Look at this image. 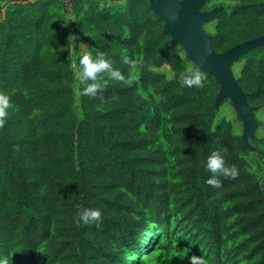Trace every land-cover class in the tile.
Wrapping results in <instances>:
<instances>
[{
  "label": "trees",
  "instance_id": "obj_1",
  "mask_svg": "<svg viewBox=\"0 0 264 264\" xmlns=\"http://www.w3.org/2000/svg\"><path fill=\"white\" fill-rule=\"evenodd\" d=\"M45 1L9 0L0 14V111L6 110L3 101L19 107L23 117L34 108L45 113L41 134L22 135L21 122L12 118L0 127V248L15 246L22 254L41 240L46 242L45 258L53 263L109 264L115 257L113 243L133 234L136 222L123 215L130 203L122 195L101 199L119 189L139 195L145 188L143 180L151 177L154 163L148 132H154L158 122L150 120V105L161 97L171 110V131L177 139L174 154L189 217L209 242L212 264H220V244L227 232L212 203L214 191L225 194L237 231L247 236V244L259 254L258 264H264V191L238 155L243 143L237 142L229 124L212 125L219 90L214 78L194 65L188 69L185 60L173 54L169 36L162 31L151 33V23L142 35L146 0H125L128 11L110 13L87 0L91 21L99 28L92 40L111 62L110 66L93 65L103 86L99 96L109 101L110 109L101 120L87 113L75 137L53 110V86L64 72L51 73L50 68L62 57V38L45 34ZM228 1L237 5L229 14L219 12L214 18L216 33L208 34L216 52L264 36V0ZM141 35L145 37L138 63L141 84L151 85L156 99L139 96L128 84L123 66L122 51L133 54ZM240 60L244 64L237 82L248 104L259 107L264 104V46ZM165 65L172 71L169 80L155 70ZM26 88L31 99L24 94ZM258 143L264 145V138ZM217 150L228 166L238 170L235 179L221 177L219 189L206 183L212 174L205 167ZM96 209L102 213L99 222L81 219L83 213ZM224 254L230 260L226 250Z\"/></svg>",
  "mask_w": 264,
  "mask_h": 264
},
{
  "label": "rangeland",
  "instance_id": "obj_2",
  "mask_svg": "<svg viewBox=\"0 0 264 264\" xmlns=\"http://www.w3.org/2000/svg\"><path fill=\"white\" fill-rule=\"evenodd\" d=\"M92 1L104 13L116 9L128 11L130 7L125 0ZM146 3L147 6L143 9L144 19L140 20L143 26L142 35L146 33L151 23L153 28L151 33L155 36L162 31L163 23L149 9L147 0ZM236 5L237 3L228 0H209L205 10L222 7V11L229 14ZM44 6L48 13V20L44 26L45 34H59L62 38L60 46L62 57L50 68L51 73L64 72L53 86V110L57 112L62 126L71 129L76 137L78 126L87 113L96 114L97 119L101 120L110 109L109 101L102 100L99 96L103 86L101 76L93 70V65L97 63H89L87 59L89 56L101 55L92 40L94 35L99 34V28L91 21L92 14L88 9L87 0H77L72 12H67L60 0H46ZM73 12L77 14L75 18ZM216 23V20H212L205 24L204 31L214 35ZM261 24L264 26V16L261 17ZM142 35L133 54L127 49L122 51L123 66L129 76L128 84L136 90V93L146 100L156 99L154 88L151 85L143 87L141 84L143 74L138 68V63L142 58L141 52L145 40ZM122 38L125 42L126 29ZM172 52L185 60L188 69H192L193 64L188 60L183 48L178 45L172 46ZM243 64L244 60L239 59L231 67L236 79L240 78ZM155 70L163 73L167 80L172 78V71L167 65ZM93 75L96 76V80L88 79ZM198 78L203 79V75L199 74ZM91 84L99 85L94 95L85 91ZM24 94L31 99L28 88L24 90ZM1 103L6 108V118L21 122L18 128L22 135L43 132L44 112L34 108L29 116L23 117L19 107L3 101ZM253 108L257 128L249 143L254 150L243 146L242 122L229 100H223L216 109L212 125L215 126L220 121L229 124L231 133L237 142L242 144V148L238 149V155L264 191V145L258 143V140L264 138V104ZM154 118L158 121L156 129L152 133L148 132L149 154L154 159V163L151 177L143 180L145 188L139 195L119 189L115 194H104L101 199L113 200L115 196L122 195L123 199L130 203L129 211H123V215L136 222L133 234L121 236L113 243L115 257L109 261V264H212L209 242L198 233L193 226V220L189 217L190 209L186 205L184 187L178 175V161L174 154L177 139L171 131V110L165 99L151 103L150 120ZM212 203L217 216L227 228L220 244V264H258L259 254L247 244V236L237 231L234 224L236 216L225 194L214 191ZM118 216L114 214V217ZM45 246V241L37 240L27 252L22 254L15 246H4L0 248V262L56 264L45 258ZM224 250L229 253L230 260H227Z\"/></svg>",
  "mask_w": 264,
  "mask_h": 264
},
{
  "label": "water",
  "instance_id": "obj_3",
  "mask_svg": "<svg viewBox=\"0 0 264 264\" xmlns=\"http://www.w3.org/2000/svg\"><path fill=\"white\" fill-rule=\"evenodd\" d=\"M124 1V0H116ZM149 9L163 23L162 34L169 36L171 46H180L198 72L214 78L219 90L215 96L217 109L229 100L242 122L241 141L245 148L254 150L249 140L254 136L257 121L254 108L232 72V65L252 50L264 46V36L234 45L223 51L212 49V38L203 26L222 11V7L202 10L207 0H147Z\"/></svg>",
  "mask_w": 264,
  "mask_h": 264
},
{
  "label": "clouds",
  "instance_id": "obj_4",
  "mask_svg": "<svg viewBox=\"0 0 264 264\" xmlns=\"http://www.w3.org/2000/svg\"><path fill=\"white\" fill-rule=\"evenodd\" d=\"M89 63H103L106 66H110V61L103 58V55H99L97 57H91L88 58ZM86 67V65H85ZM90 80H96V76L93 75L91 77H88ZM98 84H91L89 85L85 91L88 94L94 95L98 89ZM162 99L161 97H157V102ZM7 117V111H0V127H3L5 120ZM205 167L207 170L212 174L207 180L206 183L210 185L213 188L219 189L222 187V179L223 178H232L235 179L238 175V170L235 165L228 166L225 162V157L222 154L221 151L217 150L214 151L207 159ZM102 213L99 209L91 210L90 212L83 213L81 215V219H83L85 222H88L89 219L93 221L99 222L101 219ZM0 264H7V261L0 262Z\"/></svg>",
  "mask_w": 264,
  "mask_h": 264
},
{
  "label": "built area",
  "instance_id": "obj_5",
  "mask_svg": "<svg viewBox=\"0 0 264 264\" xmlns=\"http://www.w3.org/2000/svg\"><path fill=\"white\" fill-rule=\"evenodd\" d=\"M60 2L67 12H72L74 0H60Z\"/></svg>",
  "mask_w": 264,
  "mask_h": 264
},
{
  "label": "crops",
  "instance_id": "obj_6",
  "mask_svg": "<svg viewBox=\"0 0 264 264\" xmlns=\"http://www.w3.org/2000/svg\"><path fill=\"white\" fill-rule=\"evenodd\" d=\"M9 0H0V14H2V11H3V7L6 5V3L8 2ZM1 16V15H0ZM75 18V16H74Z\"/></svg>",
  "mask_w": 264,
  "mask_h": 264
}]
</instances>
